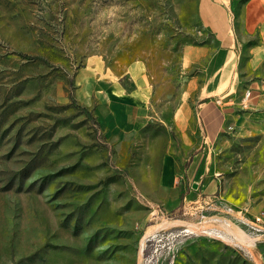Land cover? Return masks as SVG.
I'll return each instance as SVG.
<instances>
[{
	"label": "rangeland",
	"instance_id": "374dc122",
	"mask_svg": "<svg viewBox=\"0 0 264 264\" xmlns=\"http://www.w3.org/2000/svg\"><path fill=\"white\" fill-rule=\"evenodd\" d=\"M198 4L0 0V264H264V68L204 175L175 124Z\"/></svg>",
	"mask_w": 264,
	"mask_h": 264
},
{
	"label": "crops",
	"instance_id": "0c3cea01",
	"mask_svg": "<svg viewBox=\"0 0 264 264\" xmlns=\"http://www.w3.org/2000/svg\"><path fill=\"white\" fill-rule=\"evenodd\" d=\"M233 1L199 0V19L213 40L185 45L182 51L184 65L193 72L187 76L174 120L185 145L197 147L199 143V152L188 168L193 176L209 170L207 158L196 167V157H208L245 73L264 68V0H246L240 6Z\"/></svg>",
	"mask_w": 264,
	"mask_h": 264
},
{
	"label": "built area",
	"instance_id": "2783aa9c",
	"mask_svg": "<svg viewBox=\"0 0 264 264\" xmlns=\"http://www.w3.org/2000/svg\"><path fill=\"white\" fill-rule=\"evenodd\" d=\"M256 220H257L256 222H260V221H262V217L261 216H257Z\"/></svg>",
	"mask_w": 264,
	"mask_h": 264
},
{
	"label": "water",
	"instance_id": "95a60500",
	"mask_svg": "<svg viewBox=\"0 0 264 264\" xmlns=\"http://www.w3.org/2000/svg\"><path fill=\"white\" fill-rule=\"evenodd\" d=\"M193 187H194V188H197V183H194V184H193Z\"/></svg>",
	"mask_w": 264,
	"mask_h": 264
},
{
	"label": "trees",
	"instance_id": "16d2710c",
	"mask_svg": "<svg viewBox=\"0 0 264 264\" xmlns=\"http://www.w3.org/2000/svg\"><path fill=\"white\" fill-rule=\"evenodd\" d=\"M201 44H204V43H201Z\"/></svg>",
	"mask_w": 264,
	"mask_h": 264
},
{
	"label": "bare ground",
	"instance_id": "6f19581e",
	"mask_svg": "<svg viewBox=\"0 0 264 264\" xmlns=\"http://www.w3.org/2000/svg\"><path fill=\"white\" fill-rule=\"evenodd\" d=\"M181 223V222H180Z\"/></svg>",
	"mask_w": 264,
	"mask_h": 264
}]
</instances>
